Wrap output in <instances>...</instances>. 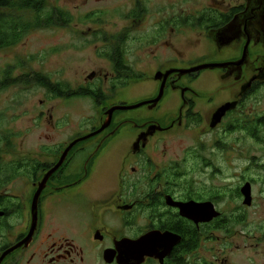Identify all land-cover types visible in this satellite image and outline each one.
<instances>
[{
	"label": "flooded vegetation",
	"instance_id": "af4514ba",
	"mask_svg": "<svg viewBox=\"0 0 264 264\" xmlns=\"http://www.w3.org/2000/svg\"><path fill=\"white\" fill-rule=\"evenodd\" d=\"M129 1L131 9L125 20L143 26L148 17L144 1ZM250 10L245 1L244 5L222 11L206 9L195 19L184 11L175 21L176 17L168 14L172 17L162 18L164 23H157L146 39L140 38L132 53L126 48L128 29L112 37L100 31L94 34L103 42L97 58L107 62L108 71L97 67L76 88H69L80 95L74 99H91L102 108L105 119L88 135L102 127L106 113L114 107L142 105L139 109L149 114L135 121L115 122V114L120 111L114 112L106 130L76 143L46 182L38 199L34 228L32 202L40 183L70 145L83 137L52 149L42 147L46 159L26 158L25 170L17 174L13 171L14 160L1 157L0 257L20 245L1 264H119L117 245L148 234L156 241L167 240L169 247L172 241V246L162 261L146 258L143 264H223L222 241L217 235L224 223L219 208L222 191L207 187L206 183L207 179L215 180V176L220 178L221 171L202 156L205 144L198 142V148L183 150L171 138L186 132L200 137L223 128L250 134L257 123L264 124V118L255 122L246 112L257 94L264 95V32L259 14L255 17ZM235 19V29L229 33ZM175 26L182 31L199 32L206 46H213L218 60L177 66L185 58L180 56L181 61L175 63L170 54L175 51ZM203 65L221 67L183 75L179 72ZM170 71L174 72L166 76ZM204 71L217 73L209 80L214 83L213 95L200 92ZM143 83L155 85L144 100L105 107L129 85ZM162 88L161 99L153 104ZM226 105L232 108L216 124L219 110ZM132 122V139L116 138L125 123ZM219 143L214 141V147L220 149ZM19 180L25 181L26 203L11 193ZM244 184L251 186L252 201L247 206L251 208L252 183ZM241 190L238 187L235 194L244 200ZM191 203L211 205L219 216L210 222L196 223L183 215L180 207ZM203 242L212 245L209 256L200 255ZM108 252H115L111 263L105 260Z\"/></svg>",
	"mask_w": 264,
	"mask_h": 264
},
{
	"label": "rangeland",
	"instance_id": "374dc122",
	"mask_svg": "<svg viewBox=\"0 0 264 264\" xmlns=\"http://www.w3.org/2000/svg\"><path fill=\"white\" fill-rule=\"evenodd\" d=\"M143 1L148 17L143 26H140L142 24L126 21L124 18L131 9L129 0H48L50 8L69 12L72 24L68 28L33 30L17 46L0 52V80L8 67L22 64L24 67L16 69L14 76H21L23 73L41 74L53 84L76 88L97 67H105L108 71L107 62L96 55L103 43L94 36L96 32L112 37L111 35L117 36L120 31L128 29L126 48L132 53L138 40L146 39L157 28V23H164L162 18L165 16L168 20L169 17H176L175 21L178 20L179 13L184 11L195 19L206 9L222 11L230 6L245 4V0ZM88 16L92 18L88 20ZM175 27L176 35L172 41L175 51L170 54L174 55L175 63L181 61L180 56L185 58V62L177 63V66L187 67L200 60H218L213 46L210 43L206 46L199 32L190 29L182 31L180 26ZM214 77H217L216 72H203L199 83L203 95H213L215 92L212 91L214 83L209 81ZM154 88L152 83L129 85L116 95L113 99L115 101L106 102L105 107L118 102L133 105L147 98ZM104 89L108 92L107 86ZM248 108L246 112L255 122L264 118V95L257 94ZM102 113V108L97 107L91 99L53 98L47 90L33 84L10 87L0 92V153L6 161L10 158L14 161L26 158L37 161L46 159L41 153L42 147L52 149L88 135L93 127H98L105 119ZM146 114L145 110L137 108L120 111L114 118L115 122L135 121ZM134 130L133 122L125 123L122 133L116 138L132 139ZM8 133L13 136L9 138ZM5 139L11 140L10 149L5 148ZM171 139L183 150L198 148V142L205 144L202 156L211 160L221 171L220 178L215 176V180L207 179L206 183L207 187L220 188L222 191L223 198L219 208L224 224L223 230L217 235L222 241L223 264H264V124L257 123L250 134L223 128L200 137L193 132H186ZM217 140L222 145L220 149L213 145ZM236 176H243L244 179ZM245 182L252 183L251 208L244 206V200L235 194L238 187L246 185ZM24 183V180L16 181V187L11 193L26 203ZM236 219L240 220L236 223ZM210 252L211 243L203 242L200 255L209 256Z\"/></svg>",
	"mask_w": 264,
	"mask_h": 264
},
{
	"label": "trees",
	"instance_id": "16d2710c",
	"mask_svg": "<svg viewBox=\"0 0 264 264\" xmlns=\"http://www.w3.org/2000/svg\"><path fill=\"white\" fill-rule=\"evenodd\" d=\"M92 16H89L90 20ZM72 15L58 8H50L48 0H0V52L17 46L33 30L42 28H68L72 24ZM24 66L8 67L0 80V92L10 87L36 85L48 91L53 98L71 99L80 96L72 93L62 84H53L48 77L41 74L14 76L16 69ZM7 134V133H6ZM9 138L13 135L8 133ZM5 148L12 147L11 140L5 139ZM0 153V160H1ZM2 161V160H1ZM13 171H24L26 159L15 160ZM17 176V175H16ZM224 224V223H223Z\"/></svg>",
	"mask_w": 264,
	"mask_h": 264
},
{
	"label": "water",
	"instance_id": "95a60500",
	"mask_svg": "<svg viewBox=\"0 0 264 264\" xmlns=\"http://www.w3.org/2000/svg\"><path fill=\"white\" fill-rule=\"evenodd\" d=\"M245 1L247 2V7H250V9H251L250 10L251 14H254L255 17L257 14H259L258 17L262 22V29L264 32V0H257L255 2L253 0H245ZM236 22H237V19H235L233 21V23L230 25V27L228 28L229 33L234 31L235 26H236L235 25ZM243 59H244V57L242 58V60ZM219 67H221V65H203V66H199V67L193 68V69L188 70V71H179V72H180V74L183 75V74L198 72V71H202V70L215 69V68H219ZM172 72H174V71L168 72L166 74V76L170 75ZM162 95H163V88L161 89L158 98L156 100H154L152 103L157 104L159 102V100L161 99ZM141 106L142 105H137V106H133V107H114V108H112L111 110H109L106 113L107 119L105 120L104 124L102 125V127L97 132H95L91 135L85 136L83 138H80V139L76 140L72 145H70V147L63 154L60 162L46 175V177L44 178L42 183H40L38 190L36 191V193L34 195L33 202H32V204H33V206H32L33 228L35 227L36 220H37L36 216H37L38 199H39L43 189L45 188L46 182L51 177V175L59 169V167L64 162L68 152L73 148V146L80 141L90 139V138L98 135L99 133L103 132L104 130H106L111 123L112 116H113L114 112L135 110ZM231 108H232L231 105H226L219 110V112L217 114V121H215L216 124H218L220 122L221 118L224 116L226 111L230 110ZM241 194L244 196V202H243L244 205L250 206L251 201H252L251 200V186L249 184H246L242 188ZM180 207L182 210V214L185 215L187 218L194 220L196 223L210 222L211 220H213L214 218L219 216L217 213H215L213 211V208L211 205H207V206L206 205H195V204L191 203V204L183 205ZM163 241L164 240L156 241L152 234H148V235H146V236H144V237H142L136 241L125 240L123 242H120L117 245V250L119 253L117 261L119 264H143L145 262L146 258H159L162 261V259L169 253L170 248L172 246V241H171L170 247H169V242L167 240H165V242H163ZM19 246L20 245H18L17 247L5 252L0 257V264L5 259L6 256H8L11 252H13ZM114 256H115V252H108L105 255V260L107 262L111 263L114 261Z\"/></svg>",
	"mask_w": 264,
	"mask_h": 264
},
{
	"label": "bare ground",
	"instance_id": "6f19581e",
	"mask_svg": "<svg viewBox=\"0 0 264 264\" xmlns=\"http://www.w3.org/2000/svg\"><path fill=\"white\" fill-rule=\"evenodd\" d=\"M112 123V122H111ZM40 198V197H39Z\"/></svg>",
	"mask_w": 264,
	"mask_h": 264
}]
</instances>
